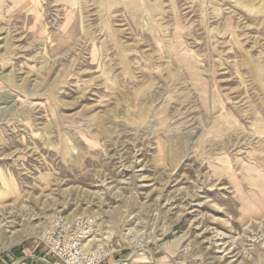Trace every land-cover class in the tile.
Masks as SVG:
<instances>
[{"label": "rangeland", "instance_id": "1", "mask_svg": "<svg viewBox=\"0 0 264 264\" xmlns=\"http://www.w3.org/2000/svg\"><path fill=\"white\" fill-rule=\"evenodd\" d=\"M57 213L127 264H264V0H0V264Z\"/></svg>", "mask_w": 264, "mask_h": 264}, {"label": "built area", "instance_id": "2", "mask_svg": "<svg viewBox=\"0 0 264 264\" xmlns=\"http://www.w3.org/2000/svg\"><path fill=\"white\" fill-rule=\"evenodd\" d=\"M97 232L92 216L54 214L47 219L37 259L43 264H127V259L115 258L120 243L99 240Z\"/></svg>", "mask_w": 264, "mask_h": 264}, {"label": "bare ground", "instance_id": "3", "mask_svg": "<svg viewBox=\"0 0 264 264\" xmlns=\"http://www.w3.org/2000/svg\"><path fill=\"white\" fill-rule=\"evenodd\" d=\"M100 224H101V222L99 223V224H97V226L99 227L100 226ZM107 226V225H106ZM97 227V228H98ZM130 234H128V236H129ZM14 244V242H12V241H10L9 243H8V247L9 246H11V245H13ZM144 247V246H143ZM138 249H139V247H138ZM141 249V248H140ZM145 249V248H144ZM143 250V249H142ZM143 263H146V262H143Z\"/></svg>", "mask_w": 264, "mask_h": 264}]
</instances>
